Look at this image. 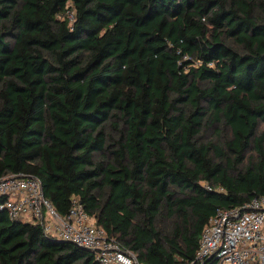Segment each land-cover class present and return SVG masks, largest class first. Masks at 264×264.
Here are the masks:
<instances>
[{"label": "trees", "instance_id": "1", "mask_svg": "<svg viewBox=\"0 0 264 264\" xmlns=\"http://www.w3.org/2000/svg\"><path fill=\"white\" fill-rule=\"evenodd\" d=\"M16 174L140 261L189 264L218 209L264 196V0H0ZM0 264L99 263L0 210Z\"/></svg>", "mask_w": 264, "mask_h": 264}, {"label": "built area", "instance_id": "2", "mask_svg": "<svg viewBox=\"0 0 264 264\" xmlns=\"http://www.w3.org/2000/svg\"><path fill=\"white\" fill-rule=\"evenodd\" d=\"M0 210L93 252L99 264H147L109 237L78 197L72 198L67 215L58 213L34 176L16 174L0 179ZM189 264H264V196L241 208L218 209Z\"/></svg>", "mask_w": 264, "mask_h": 264}, {"label": "rangeland", "instance_id": "3", "mask_svg": "<svg viewBox=\"0 0 264 264\" xmlns=\"http://www.w3.org/2000/svg\"><path fill=\"white\" fill-rule=\"evenodd\" d=\"M72 18V16H70Z\"/></svg>", "mask_w": 264, "mask_h": 264}, {"label": "water", "instance_id": "4", "mask_svg": "<svg viewBox=\"0 0 264 264\" xmlns=\"http://www.w3.org/2000/svg\"><path fill=\"white\" fill-rule=\"evenodd\" d=\"M71 243V242H70Z\"/></svg>", "mask_w": 264, "mask_h": 264}]
</instances>
